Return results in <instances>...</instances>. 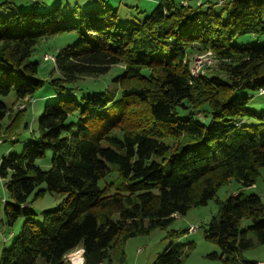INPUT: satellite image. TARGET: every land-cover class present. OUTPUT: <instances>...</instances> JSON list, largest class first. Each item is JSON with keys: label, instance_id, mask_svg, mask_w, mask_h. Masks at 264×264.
Here are the masks:
<instances>
[{"label": "trees", "instance_id": "1", "mask_svg": "<svg viewBox=\"0 0 264 264\" xmlns=\"http://www.w3.org/2000/svg\"><path fill=\"white\" fill-rule=\"evenodd\" d=\"M205 3L157 0L136 22L120 20L111 7L66 10L59 3L0 16L6 136L15 135L23 110L12 114L3 99L12 93V107L34 101L47 83L37 95L44 100L37 135L0 161L12 200L3 207L5 225L25 217L0 264H67L64 256L76 248L84 264H110L114 250L122 256L125 240L166 229L175 216L206 205L231 179L253 186L264 170V111L248 109L251 95L241 93L264 94V43L239 41L264 36V0H222L218 13L211 4L203 9ZM67 33L76 42L54 56L59 76L38 78V64L27 60L34 47ZM206 51L214 54L216 68L193 76L189 55ZM115 65L123 68L114 78L118 99L106 91L74 96L79 78ZM249 117L257 122L247 125ZM9 140L17 142L16 136ZM45 191L62 196L63 205L43 211L38 222L28 203ZM215 202L216 215L203 227L205 240L220 250L211 256L222 264H257L242 254L264 244L260 196L238 193ZM244 219L250 225L240 230ZM193 246L170 243L152 264H182Z\"/></svg>", "mask_w": 264, "mask_h": 264}, {"label": "rangeland", "instance_id": "2", "mask_svg": "<svg viewBox=\"0 0 264 264\" xmlns=\"http://www.w3.org/2000/svg\"><path fill=\"white\" fill-rule=\"evenodd\" d=\"M36 1V2H35ZM207 1L203 5V9L207 8L209 4L212 5L214 12L218 13L220 10V0H202ZM4 0H0V3ZM39 4V8L44 10L56 5L61 4L66 10L77 8L91 9L93 6H105L115 8L118 11L119 19L122 21L136 22L142 20L145 15L149 14L157 5V0H12L7 7H0V16H6L10 13L17 12L20 9H29L31 6ZM45 5L46 7H43ZM78 6V7H76ZM76 42L74 34L67 33L63 35H55L49 39H43L33 49L30 57L27 59L29 62H35L38 64L37 77L43 80H49L59 76L58 71L54 68V62L44 60V54L55 56L57 51L67 45H72ZM240 44H263V37L247 36L242 37L239 41ZM202 57L203 62L198 63L196 58ZM189 67L192 71H204V69L212 70L216 68V58L211 51H206L202 54H191L188 57ZM123 71L122 66L115 65L99 76L95 77H82L79 78L73 85L74 96L76 98L84 97L89 94L106 91L116 94L118 99V87L114 82V78L120 75ZM207 71V70H205ZM203 73V72H202ZM205 73V72H204ZM47 89V83L43 88L36 93V97H33L34 101L23 100L16 103L13 107L10 106L14 100V95L11 93L3 99L5 104L12 109L11 113L15 114L21 104H24L22 109L21 124L15 129V135H5L2 127L8 123L7 119L0 121V139L6 138L5 141H0V161L3 156L9 154H19L22 148L30 141L32 136L37 135V120L42 112V105L44 100L37 97L41 92H45ZM241 94L251 95L250 100L247 103V108L255 110L257 113L264 111V94L260 95L257 92L243 91ZM49 95H54L53 92ZM245 123L254 124L257 122L255 118H245ZM27 124V128H23V123ZM17 138V142H12L10 138ZM42 167L43 164H42ZM45 168V167H44ZM114 177V176H112ZM0 178V253L2 249L8 248L12 242L16 239L22 222L25 220L24 216L18 218L12 227L5 225V218L3 213V207L5 203L12 204V200L8 197L4 182ZM43 187V185L41 186ZM238 193L258 194L261 201L264 203V170H260V175L257 177L253 186L243 188L238 182L231 179L224 185H222L215 194V197L207 202L204 206H199L189 209L185 215L175 216L173 222L166 229H154L149 234L137 235L135 237L128 238L122 245V256L120 251L114 250L111 256L110 264H152L158 254H160L170 243L179 242H194L193 248L189 251L187 258L182 264H222L221 260L212 257V253H220L216 244L205 240L203 234V227L212 216L216 215L217 205L215 199L223 200L228 196ZM28 205L36 214L34 219L38 222L42 221V212L45 210H54L58 208L62 203V196L57 194H51L45 191L42 195L31 196ZM250 225V221L241 220L239 223V229H243ZM188 228H194L192 232H183L178 237H168L166 233L170 230H176L178 232L187 230ZM80 249L76 248L64 256V261L70 264L69 258L74 255L72 259L74 264L82 262L78 257ZM69 256V258H68ZM242 256L247 259L263 260L264 262V244L256 246L243 252ZM79 262V263H77ZM104 264H108L105 261Z\"/></svg>", "mask_w": 264, "mask_h": 264}, {"label": "built area", "instance_id": "3", "mask_svg": "<svg viewBox=\"0 0 264 264\" xmlns=\"http://www.w3.org/2000/svg\"><path fill=\"white\" fill-rule=\"evenodd\" d=\"M44 60L54 62V56H52V55H48V54H44ZM195 60H197L198 63H202V62H203L202 57H199L198 59L196 58ZM203 63H204V62H203ZM192 75H193V76H196L197 73L194 72V71H192ZM261 92H264V90H261ZM19 108H20V109H24V104H21V105L19 106ZM193 229H194V228H189V229H188V232H192ZM81 254H82V250L80 249V253L78 254V255H79L78 257L81 258L82 262L79 263V264H84V263H83V258H82V255H81ZM68 258H69V256H68ZM73 258H74V255L71 254V256H70V258H69V262H70V264H74L73 261H72ZM257 264H264V262H263V261H259Z\"/></svg>", "mask_w": 264, "mask_h": 264}, {"label": "crops", "instance_id": "4", "mask_svg": "<svg viewBox=\"0 0 264 264\" xmlns=\"http://www.w3.org/2000/svg\"><path fill=\"white\" fill-rule=\"evenodd\" d=\"M257 261H263V260H257ZM77 263H79V262H77Z\"/></svg>", "mask_w": 264, "mask_h": 264}]
</instances>
